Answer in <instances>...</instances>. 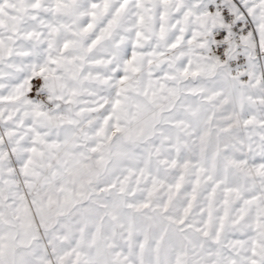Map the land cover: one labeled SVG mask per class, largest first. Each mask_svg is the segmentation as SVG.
I'll return each instance as SVG.
<instances>
[{
	"label": "snow or ice",
	"instance_id": "obj_1",
	"mask_svg": "<svg viewBox=\"0 0 264 264\" xmlns=\"http://www.w3.org/2000/svg\"><path fill=\"white\" fill-rule=\"evenodd\" d=\"M0 264H264V0H0Z\"/></svg>",
	"mask_w": 264,
	"mask_h": 264
}]
</instances>
